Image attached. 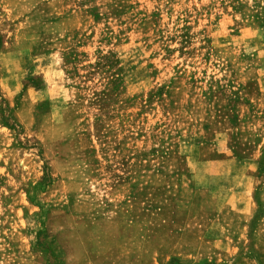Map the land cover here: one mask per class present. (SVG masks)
<instances>
[{"label": "rangeland", "instance_id": "rangeland-1", "mask_svg": "<svg viewBox=\"0 0 264 264\" xmlns=\"http://www.w3.org/2000/svg\"><path fill=\"white\" fill-rule=\"evenodd\" d=\"M246 188L264 264V0H0V264L204 253Z\"/></svg>", "mask_w": 264, "mask_h": 264}, {"label": "crops", "instance_id": "crops-1", "mask_svg": "<svg viewBox=\"0 0 264 264\" xmlns=\"http://www.w3.org/2000/svg\"><path fill=\"white\" fill-rule=\"evenodd\" d=\"M201 180L202 183H200V187L208 190V185L210 184L211 179ZM233 193L234 194H231L229 198H232L235 201V205L236 202L238 203L236 207L238 212H240V215L238 214V219H236L235 223L233 221L230 222L231 225H229L226 220L224 223H221L220 227L223 229L222 234L219 233L215 227L216 223H220L218 221L221 209L218 207V204L221 205V194L216 192L208 193V196H210L211 199L213 198L216 200L217 203H215L214 208L207 211L208 215L204 217L206 222L204 219L201 221L204 231L212 233L208 236V239H210L208 241H210L211 244L205 249L204 253H188V250H178L175 249V247H169L166 251L167 255H164V257L161 258L156 257V264H163L171 259L174 260L175 264H251L252 261L254 262V258L252 256L241 252V248L246 242V233L250 229V222L253 216L251 207L252 195L249 193L247 188ZM170 209L173 214L176 215L181 214V211L184 210L179 208L175 209L171 204ZM216 212L218 213L216 214ZM204 213L205 212L203 210V214ZM215 221L217 222L215 223ZM183 224H185L184 221ZM184 228V225L183 227H180V231H184ZM225 231L226 233H224ZM240 231L244 233V239L242 240L241 236L243 233L241 234ZM171 248H173V250H171ZM161 251L162 249H159V252Z\"/></svg>", "mask_w": 264, "mask_h": 264}]
</instances>
